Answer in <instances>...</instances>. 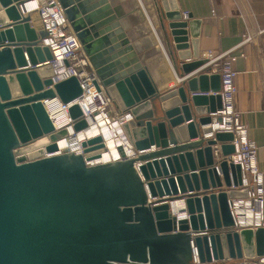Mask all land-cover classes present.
Segmentation results:
<instances>
[{"label": "water", "instance_id": "obj_1", "mask_svg": "<svg viewBox=\"0 0 264 264\" xmlns=\"http://www.w3.org/2000/svg\"><path fill=\"white\" fill-rule=\"evenodd\" d=\"M57 2L96 88L131 116L121 129L134 156L118 146V161L86 165L104 149L99 136L81 142L82 154L44 156L68 134L54 132L42 101L69 103L81 87L74 76L53 82L36 72L52 59L41 45L46 33L36 26L34 40L25 36L27 0H0V264H195L192 250L198 264L262 257L263 228H231L228 199L246 196L228 190L241 180L239 166L224 159L233 135L205 138L221 82L201 69L200 20L175 0H154L168 59L185 77L160 91L118 8L108 0ZM68 115L74 132L85 127L77 104ZM182 200L187 218L177 220L169 204Z\"/></svg>", "mask_w": 264, "mask_h": 264}, {"label": "built area", "instance_id": "obj_2", "mask_svg": "<svg viewBox=\"0 0 264 264\" xmlns=\"http://www.w3.org/2000/svg\"><path fill=\"white\" fill-rule=\"evenodd\" d=\"M44 1L45 5H41L40 0H36L34 6L37 24L46 33L45 37L41 39V45L46 46L52 55V59L43 63V65H48L52 69L53 73L49 78L53 82L74 76L81 87V94L69 103H62L57 97L42 101L48 118L52 122L54 132L65 129L68 134L66 137L82 134L83 139L79 141L78 145L79 152H73L82 154L81 142L96 137L89 135L90 130L98 129L102 134L103 130L111 131L113 128H117L119 136L132 151L121 129V124L129 120L131 116L127 113L117 112L115 114L113 112L115 107L113 101L102 87L97 89L95 86V83L98 82L95 71L89 63L88 56L83 52L82 46L66 19L63 9L57 0ZM250 40V35H247L241 43ZM241 56H243L242 51L238 55L234 49H231L221 54L204 53L202 57L206 59L205 65L208 66L207 75L218 74L221 82L219 90L213 92V94H218L221 97V107L209 115L211 122L208 127L211 132L206 134L205 138H212L215 132H230L233 135L230 143L234 146V151L224 159L228 163L232 162L239 166L241 180L239 185L234 186L231 184L228 190H244L246 196L228 199V207L234 223L231 228L235 231L247 228L253 230L263 228L264 230V175L260 171L258 159H256L257 146L249 137L248 128L242 122L241 113L235 105L236 87L234 78L236 71L233 69L232 62L236 57ZM184 78H180L179 81ZM73 104L78 105L81 111L80 117L86 124L83 129L77 132H74L72 128L75 121L68 115V110ZM99 137H101V143L105 146L104 136ZM45 152L44 150V156L53 154H45ZM213 155L216 161H220L222 158L217 147H213ZM132 156H134L133 151L130 157ZM118 159H120V156ZM118 159L114 161H118ZM86 165L93 164L87 162ZM215 168L219 174L218 166L216 165ZM179 202L182 204V210L185 213L183 218H187L184 202L183 200ZM176 219L178 220L177 217ZM192 256L194 258L193 262L198 264L194 250H192ZM220 264H264V255L254 259L242 258L221 261Z\"/></svg>", "mask_w": 264, "mask_h": 264}, {"label": "crops", "instance_id": "obj_3", "mask_svg": "<svg viewBox=\"0 0 264 264\" xmlns=\"http://www.w3.org/2000/svg\"><path fill=\"white\" fill-rule=\"evenodd\" d=\"M175 1L181 12L200 20L198 49L201 57L204 53L221 54L231 49L238 55L243 52V56L232 62L236 71L235 105L248 128L249 137L257 146L256 159L264 175V0ZM108 3L113 9L118 8L128 29L127 36L141 47L142 64L158 89L179 86L180 78L168 59L154 0H108ZM247 35L251 40L241 43ZM207 67L204 64L201 69L207 71ZM198 71L200 69L193 75ZM113 110L115 114L119 112L116 107Z\"/></svg>", "mask_w": 264, "mask_h": 264}, {"label": "bare ground", "instance_id": "obj_4", "mask_svg": "<svg viewBox=\"0 0 264 264\" xmlns=\"http://www.w3.org/2000/svg\"><path fill=\"white\" fill-rule=\"evenodd\" d=\"M36 0H27V3L25 5V9L31 14L32 23H34V6H35ZM26 34L25 36L29 38V40H34L36 37V29L34 25L25 27ZM22 33L19 34L21 36ZM36 72L39 73L41 77H50L53 73L52 69L48 67V65H40L37 67ZM90 136H104V149L100 152H98L97 157H93L92 159H89L87 162L89 164H103L107 162H112L114 160H117L120 156V150L119 148H116L119 146L123 152H125L126 156H131V149L126 146V143L121 139L119 136V132L117 128H113L111 131H102V134L98 129L90 130L89 132ZM83 139L82 134H74L69 137H63L55 141V152H53L52 155L55 153H62V152H79L78 145L79 141ZM46 151V150H45ZM47 151L45 152V154ZM170 212L176 216L178 219H183L185 216L184 211L182 210V204L179 201L171 202L169 204Z\"/></svg>", "mask_w": 264, "mask_h": 264}, {"label": "rangeland", "instance_id": "obj_5", "mask_svg": "<svg viewBox=\"0 0 264 264\" xmlns=\"http://www.w3.org/2000/svg\"><path fill=\"white\" fill-rule=\"evenodd\" d=\"M34 19H35V20H34L35 22H34L33 24L35 25V27H36V26L38 27L37 20H36V13H35Z\"/></svg>", "mask_w": 264, "mask_h": 264}]
</instances>
